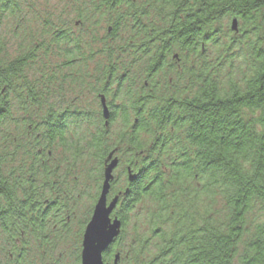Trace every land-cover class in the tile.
<instances>
[{
	"label": "trees",
	"instance_id": "16d2710c",
	"mask_svg": "<svg viewBox=\"0 0 264 264\" xmlns=\"http://www.w3.org/2000/svg\"><path fill=\"white\" fill-rule=\"evenodd\" d=\"M220 1L214 6L213 0H200L196 19L192 2L189 8L186 0H166V29L155 30L152 37L144 39L137 53L131 38L120 43V51L108 44L104 47L107 65L120 63L106 66L100 78L105 87L118 85L121 140L130 151L148 155V160L137 159L131 166L136 178L129 182L125 196L118 198L114 216L121 222V230L103 256L106 263L117 252L134 207L149 201V237H136L128 249L118 252V264H264V76L261 67L242 61L230 67L224 46L215 56L210 55L209 44L215 41L212 26L226 13L225 0ZM17 10L15 0H0V25L5 14L13 16ZM234 13H243L241 2ZM47 19L40 31L30 32L12 53L6 36L0 33V264L63 261H59L61 256L47 260L42 255H55L58 247L65 245V236L55 235L48 242L43 239L48 214L33 217L42 207L34 191L40 144L46 148L56 140L71 154L74 189L78 177L92 180L94 176L93 205L99 193L101 160L110 149L106 137L118 124L112 117L103 123L102 116H54L55 52L50 49L49 35L54 27ZM12 38L16 36L8 40ZM172 52L180 53L181 73L171 69L170 74L164 69ZM136 54L145 60L138 69L141 76L157 79L149 82L151 94L143 87L133 88L135 77L140 76L134 73ZM245 67L252 72L247 74ZM169 74L174 90L166 93ZM257 79L259 83H255ZM183 87L196 88L195 96L183 98ZM66 124L88 129L79 137L73 135L66 145L62 139ZM37 134L43 140L37 139ZM80 228L79 232L83 231L82 225ZM22 230L38 233L40 242L16 244ZM75 243V253L66 258L79 264V244ZM21 253L40 257L21 259Z\"/></svg>",
	"mask_w": 264,
	"mask_h": 264
},
{
	"label": "flooded vegetation",
	"instance_id": "af4514ba",
	"mask_svg": "<svg viewBox=\"0 0 264 264\" xmlns=\"http://www.w3.org/2000/svg\"><path fill=\"white\" fill-rule=\"evenodd\" d=\"M165 1L51 0L48 6L42 1L37 5L38 14L43 15V18L47 16L48 21L54 27L53 30L49 31V35L52 36L50 49L55 52V56L53 55L55 61L52 65L54 79L51 86V110L54 116L60 119L86 116L101 118L103 112L101 101L103 99L109 119L110 117L115 118L118 123L112 129V133H108L106 137L110 149L101 160L99 193L106 165L113 159L117 160L116 168L112 172L113 179L110 182L107 203L116 196L119 199L125 196L131 185L128 182V171L132 174L134 171L131 166L136 165L137 159L140 161L148 160V155L145 151L139 153L130 151L127 142L121 140L123 129H121L119 122L122 106L117 94L119 92L118 85L113 83V86L105 87L103 79L100 78L106 66L117 67L120 63L113 61L107 65L104 47L108 44L112 49L120 51V45H122L120 43L126 38H131L130 44H137L135 45L136 49L133 50L135 54L144 43V39L152 37L155 30L166 29L164 22L168 16V5ZM191 2L193 4V15L197 19L200 13L198 4L200 0H186L185 6L189 7ZM237 2H241V10L243 11L241 15L234 13ZM218 3L222 2L213 0L214 6ZM223 3L226 13L219 15V20L212 26L215 41L209 44L210 55L215 56L217 49L224 46L230 67L242 61L244 65L250 64L261 67L260 75L264 76V0H225ZM55 35H58L59 38L54 39ZM115 45H117V48ZM200 47L203 50L204 44H201ZM181 60L180 53H170V56L164 62V69L168 73L171 69L180 72L183 66ZM144 61L142 56L135 55L134 73H139L138 69L143 68ZM245 70L249 72L247 74L252 72L247 67H245ZM170 74L166 77L168 83L166 93H171L174 90L172 87L173 77ZM141 75L135 77L133 88L143 87L151 94L153 90L150 89L149 82L157 79L153 75L149 77ZM183 82L184 79L180 80V88ZM255 83H259V79ZM182 89L186 91L182 96L183 98L195 96L196 88H193L192 91L189 87H183ZM103 123H105L104 120ZM86 129L88 127L83 125L72 126L66 124L62 138L64 143L66 145L70 144L73 141V135L79 137ZM36 137L43 140L39 134ZM40 145L36 151L37 169L34 191L38 198H41L40 204H42V207L40 206L34 211L33 217L34 219L38 218L39 213L48 214L44 222L43 239L50 242L54 240L55 235H58V237L63 236L71 227L69 214L73 210L71 205L73 190H75L72 184L74 178L72 176L71 154L65 152L59 142L55 140L46 148L42 144ZM111 153V159L107 161V157ZM45 170L47 172L44 174ZM117 172H119L118 176L116 175ZM118 208L119 204L117 203L111 218L115 217L114 212ZM35 223L37 222H33V224ZM84 229L76 234V239H78L76 242L79 244V264ZM31 234L33 233L20 231L19 238L15 240L16 244H38L40 242L39 234H33V236ZM42 256L47 260L56 257V255ZM19 257L35 260L40 256L21 253ZM112 257L113 255L109 258Z\"/></svg>",
	"mask_w": 264,
	"mask_h": 264
},
{
	"label": "rangeland",
	"instance_id": "374dc122",
	"mask_svg": "<svg viewBox=\"0 0 264 264\" xmlns=\"http://www.w3.org/2000/svg\"><path fill=\"white\" fill-rule=\"evenodd\" d=\"M15 1L17 2L18 12L13 16H8V14H5V17L2 19L0 25V33L1 35L6 36L7 39H5V42L9 46H7V49L11 50L10 53L15 51V47L19 41L24 42L26 41V39H28L27 36H29L30 32H34V29L39 30V27H41V23L43 22L45 17L43 18V15L38 14L37 5L42 1L46 3V6H48L51 0ZM46 22H49L48 19L46 20ZM11 36H16L17 39L15 38V40L14 38H12L14 40L9 41L8 39ZM48 61H50V57L48 58ZM94 172L95 171H92V173ZM116 175L118 176L119 172H117ZM78 180L79 183L77 185V189L73 190L71 206L74 212L70 214L71 227H69L66 233L63 235L65 237L62 240V244L65 245L62 247L59 246L54 253L56 257H59V255L61 256V260H59H63L61 264L74 263V258H66V256L68 255V257H72V255L75 253V241L78 240L76 239V234L78 233L79 229L82 228H80V226L82 225L84 227L85 224L89 221L93 209V205L91 204L92 199L93 197H96V187H94L96 185V180L94 179V176L92 180L84 177H78ZM151 211L152 210L149 201H144L134 207L133 211L128 216L126 226L123 230L121 243L116 247L117 252L115 253H121L122 251L128 249L130 242L135 241L136 237H149L147 226L148 221L146 217L151 213ZM105 264H112V261L109 263L108 260V262H105Z\"/></svg>",
	"mask_w": 264,
	"mask_h": 264
},
{
	"label": "water",
	"instance_id": "95a60500",
	"mask_svg": "<svg viewBox=\"0 0 264 264\" xmlns=\"http://www.w3.org/2000/svg\"><path fill=\"white\" fill-rule=\"evenodd\" d=\"M101 102L102 117L104 121H107L108 112L103 99ZM111 155L112 153L107 157V161L111 159ZM116 165L117 160L113 159L104 169L100 193L82 235L80 264H105L103 258L105 252L119 237L121 222L116 217L111 218V214L118 203V196L107 203L110 182L113 179L112 172ZM135 178V175L128 174V182H132ZM119 260V253H115L112 257V264H118Z\"/></svg>",
	"mask_w": 264,
	"mask_h": 264
}]
</instances>
